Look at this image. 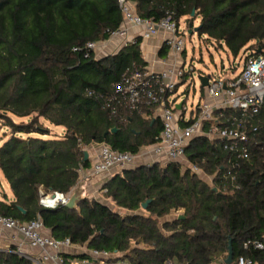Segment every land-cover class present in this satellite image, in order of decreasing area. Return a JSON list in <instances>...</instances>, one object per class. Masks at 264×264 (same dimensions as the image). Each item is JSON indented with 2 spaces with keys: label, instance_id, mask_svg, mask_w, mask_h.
Listing matches in <instances>:
<instances>
[{
  "label": "trees",
  "instance_id": "1",
  "mask_svg": "<svg viewBox=\"0 0 264 264\" xmlns=\"http://www.w3.org/2000/svg\"><path fill=\"white\" fill-rule=\"evenodd\" d=\"M128 2L137 15L156 23L171 17L192 27L200 18L199 34L235 58L248 50L264 56V0ZM122 24L118 0H0V120L11 130L0 146V171L14 195L10 203L0 201V215L23 223L40 219L56 240L109 253L112 258L102 261L109 264H224L230 242L233 264L240 258L264 264V250L245 248L248 242L264 244V105L244 123L249 159H238L208 138L187 148L189 162L214 177L213 187L179 164L142 165L116 174L102 188L125 215L90 198L75 210L41 206L43 194L73 192L81 172L91 169L85 159L91 145L138 154L158 141L162 124L153 110L119 107L112 117L106 108L125 76L147 70L142 39L102 59L73 51L107 41ZM167 53L163 46L160 56ZM229 119L243 118L226 110L221 121L230 126ZM51 127L63 133L52 136ZM179 212L183 219L162 223ZM62 257L69 264V256ZM0 264L35 263L0 252Z\"/></svg>",
  "mask_w": 264,
  "mask_h": 264
},
{
  "label": "built area",
  "instance_id": "2",
  "mask_svg": "<svg viewBox=\"0 0 264 264\" xmlns=\"http://www.w3.org/2000/svg\"><path fill=\"white\" fill-rule=\"evenodd\" d=\"M123 14L122 26L110 35L107 41L88 43L83 48H75V53H84L89 58L91 52H96L101 43H106L115 37H127L129 28L142 29V41L155 37L158 33L168 34L163 46L168 53L162 64L165 68L161 72H154L147 68L143 73L134 72L115 86V95L106 100V108L112 117H117L118 108L126 107L131 111L147 108L153 110V118L162 124V132L157 143L144 147L138 154L121 153L106 144L99 145L97 159L92 165L91 175L97 177L116 171L155 164L166 167L169 164H179L183 170H190L198 177H205L207 184L213 187L214 177L209 176L199 167L192 165L186 155L191 142L198 138H208L211 141L222 142L224 149L238 159L250 158V136L244 125L248 119L259 114L264 105V56L254 55L245 51L238 57L244 58V64L237 74L231 69V75L225 78H213L200 75L208 81L204 91L205 101H200L195 109L189 112L185 102H177L176 93L180 88L189 90L193 84V67L185 70V62H179L185 54L184 34L186 29L177 24L171 17L156 23L153 20L141 18L128 0H118ZM135 39L131 40L132 43ZM181 57V58H180ZM172 58V59H171ZM171 59V60H170ZM174 60V66L167 63ZM239 66V64H238ZM168 67V68H167ZM189 77V79H188ZM178 105L181 108L178 109ZM232 110L241 114L242 120L230 119V126L221 120L224 111ZM257 132V128H253ZM148 159V160H147ZM145 161V162H144ZM231 176V171L227 172ZM72 194V193H71ZM71 194L61 193L43 194L40 204L45 209L54 210L65 206ZM45 228L40 219L23 223L0 215V235L17 234L23 237L26 244L39 250V256L34 259L35 264H67L62 257L63 251L72 248L70 239L56 240L44 233ZM252 245L257 250H264L261 242H248L245 248ZM90 257L95 261H104L112 256L107 252L92 250ZM165 264H173L166 262ZM237 264H259L250 258H240Z\"/></svg>",
  "mask_w": 264,
  "mask_h": 264
},
{
  "label": "crops",
  "instance_id": "3",
  "mask_svg": "<svg viewBox=\"0 0 264 264\" xmlns=\"http://www.w3.org/2000/svg\"><path fill=\"white\" fill-rule=\"evenodd\" d=\"M141 33H142V29L129 28L127 32V37H115L106 43H101L98 49L96 50V52L94 53L96 59H102V58L117 54L126 44L131 42V40L140 38ZM167 37H168V34L160 32L155 37L149 40H146V41H142L141 51H142V55L145 61L148 63L147 68L149 70L154 71V72H161L165 68V65L162 64V61L165 59V57L160 56V51L163 48L164 41ZM98 150H99V145H96V144L91 145L87 149V152L89 154V160L91 161V167L97 159ZM118 173H121V172L116 171L111 174L95 177L91 175L90 170L82 171L80 182L86 181V195L88 198L95 199L109 206L111 209L117 210L119 214L125 215L126 214L125 211L121 209H117L115 204L112 201L106 200L104 198V195H103L104 192L102 191L103 186ZM3 196H6L5 192ZM7 199L8 200L6 201L5 200L3 201V199L0 201L10 203L14 201V195L12 198H7ZM182 215H183L182 212L172 213L170 216L163 219L162 223L172 222L176 218H179ZM44 233L48 236H51L50 232L47 230H45ZM91 251L92 250H89L87 246H84V247L72 246V248L64 250L63 254L69 256V260H68L69 264H109V263H104L99 260L98 261L93 260L90 257ZM0 252L17 253L22 256H26L32 261H34V259H36L40 254L39 250L31 249L26 244L22 236L13 234V233L0 235ZM80 254L89 255V259L78 258L77 256ZM117 257H120V256H116L115 258ZM112 264H125V263L117 262V263H112Z\"/></svg>",
  "mask_w": 264,
  "mask_h": 264
},
{
  "label": "rangeland",
  "instance_id": "4",
  "mask_svg": "<svg viewBox=\"0 0 264 264\" xmlns=\"http://www.w3.org/2000/svg\"><path fill=\"white\" fill-rule=\"evenodd\" d=\"M199 26L200 18H197L194 21L192 28L190 27L189 23L186 22V19L181 20V27L185 28L187 33H185L183 36L185 40V55L179 62H185L184 67L186 71H188L190 67H193L195 71L193 72V84L189 90L185 91L184 88H180L176 93V99L178 103L185 102L189 112L195 109L200 101H205V98H202L204 91L201 88L199 79L200 75H204L206 77L212 76L216 79H223L231 75V69H236L235 71L238 74L244 64V58H235L225 46L220 48L213 41L209 40L206 35L195 33L194 29ZM189 31H193V33L190 35ZM167 65L168 67H173L174 60L169 61ZM15 121L17 123L21 122L18 119H15ZM50 129L52 131V136H60L63 133L62 128L51 127ZM10 135L11 130L4 127V122L0 120V145H2L4 141L8 140ZM200 178L205 183L208 182L205 177L201 176ZM4 192L6 196H3ZM12 197V190L6 183L2 172L0 171V200L3 199V201H6L8 200L7 198Z\"/></svg>",
  "mask_w": 264,
  "mask_h": 264
},
{
  "label": "water",
  "instance_id": "5",
  "mask_svg": "<svg viewBox=\"0 0 264 264\" xmlns=\"http://www.w3.org/2000/svg\"><path fill=\"white\" fill-rule=\"evenodd\" d=\"M195 16V12L192 13V17ZM192 28V27H191ZM201 25L197 28L194 29L195 33H199V31L201 30ZM193 33V31H189V34L191 35ZM258 53H261V50H259ZM200 81L202 83V88H205L208 85V81L206 79H204L203 77H200ZM178 109L181 108V105H178L177 107ZM117 129H113L111 131V133H116ZM85 159L88 160L89 159V154L88 152L85 153ZM214 192H218V190L216 188L213 189ZM86 199H88L87 195H86V181H81L78 183V185L74 188L68 202L66 203L65 207L70 209V210H75L79 207V205L85 201ZM151 203V201H147L146 203H144L142 205V209L143 210H147L149 204ZM20 211L25 214V211L20 209ZM183 216H180L179 219H183ZM224 264H233V248H232V244L230 242V246H229V255L227 260L224 262Z\"/></svg>",
  "mask_w": 264,
  "mask_h": 264
}]
</instances>
